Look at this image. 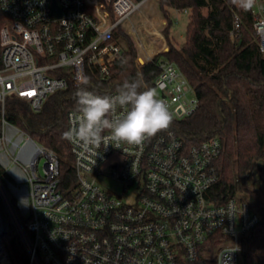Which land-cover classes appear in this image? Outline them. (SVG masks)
<instances>
[{
	"label": "built area",
	"instance_id": "obj_1",
	"mask_svg": "<svg viewBox=\"0 0 264 264\" xmlns=\"http://www.w3.org/2000/svg\"><path fill=\"white\" fill-rule=\"evenodd\" d=\"M148 1L0 0L9 21L0 27V201L27 264H240L241 237L258 216L238 197L220 205L210 200L219 139L186 147L168 128L140 145L105 139L85 149L68 141L74 180L63 187L57 155L5 118L7 102L38 113L50 95L77 88L78 77L93 69L107 80L121 57L117 28L138 48L140 29L160 39L142 19ZM251 14L264 57V0H254ZM135 16L141 22L129 25ZM239 24L234 13L229 39L235 49ZM158 54L147 60L159 71L154 90L173 121H181L198 99L172 62L154 61ZM126 111L118 107L113 115ZM75 112L66 116L67 129ZM99 177L121 184L120 195ZM6 233L0 213V264H10Z\"/></svg>",
	"mask_w": 264,
	"mask_h": 264
},
{
	"label": "trees",
	"instance_id": "obj_2",
	"mask_svg": "<svg viewBox=\"0 0 264 264\" xmlns=\"http://www.w3.org/2000/svg\"><path fill=\"white\" fill-rule=\"evenodd\" d=\"M157 6L167 26L172 22L168 9L188 10L189 22L180 47L166 38L167 50L159 53L184 75L198 99L195 112L171 128L186 147L210 138L221 142V153L215 162L218 179L209 191L214 204H224L238 197L258 216V223L240 240V264H264V57L258 51L252 29L251 8L247 11L232 0H158ZM207 10L206 15L201 10ZM240 16L235 49L229 39L233 14ZM0 13V27L8 23ZM121 46V57L110 67L109 78H100L97 69L87 72L88 88L98 94L117 92L126 81L137 80L141 90L154 89L159 71L149 62L139 64L131 37L122 29L114 31ZM71 84L66 90L48 97L38 113H32L9 101L5 118L29 135L38 144L52 150L59 159L60 182L63 187L74 180L72 156L68 140L66 116L76 111L75 93ZM0 213L6 214L0 201ZM6 235V234H5ZM2 241L10 264H27L26 252L16 235Z\"/></svg>",
	"mask_w": 264,
	"mask_h": 264
},
{
	"label": "clouds",
	"instance_id": "obj_3",
	"mask_svg": "<svg viewBox=\"0 0 264 264\" xmlns=\"http://www.w3.org/2000/svg\"><path fill=\"white\" fill-rule=\"evenodd\" d=\"M245 11L254 0H232ZM88 78L78 77L75 93L76 112L71 118L69 128L63 139L85 149L99 146L109 139L117 144L124 142L140 145L146 139L167 130L173 115L164 101L160 100L154 89L141 85L137 80L126 81L115 95H101L88 88ZM126 108L122 116L113 114L117 108ZM108 130L109 135L103 133Z\"/></svg>",
	"mask_w": 264,
	"mask_h": 264
},
{
	"label": "rangeland",
	"instance_id": "obj_4",
	"mask_svg": "<svg viewBox=\"0 0 264 264\" xmlns=\"http://www.w3.org/2000/svg\"><path fill=\"white\" fill-rule=\"evenodd\" d=\"M141 10L142 19L145 23H147V30H149L150 32L154 30L157 31L176 47H180L184 43L186 26L190 18V12L188 10L185 11L168 9L172 25L167 35L163 33V30L166 28L167 23L163 19L155 0H150L145 3L142 6ZM201 13L203 15H206L207 10L202 9ZM139 22H141L139 17L135 16L131 18V20L129 21V25H136ZM140 31L141 32H139L137 36V41L140 44L141 48H138L136 42L132 38L131 39L137 51L138 63L144 64L145 62H147V60H150L155 55V53L160 50V48L157 45L159 41L158 39H156L155 34L154 36H149L145 34L143 29H140ZM39 170L41 171V167L39 168ZM98 182L104 188L112 191L117 195H120L122 186L115 180L108 177H99ZM260 188L262 190V195H264V186H260ZM262 199H264V196H262ZM3 217L5 219L7 227L5 238L8 239L15 235V228L7 214H4Z\"/></svg>",
	"mask_w": 264,
	"mask_h": 264
},
{
	"label": "crops",
	"instance_id": "obj_5",
	"mask_svg": "<svg viewBox=\"0 0 264 264\" xmlns=\"http://www.w3.org/2000/svg\"><path fill=\"white\" fill-rule=\"evenodd\" d=\"M160 39H158L159 42L157 44L160 50H158V52H156L155 54L165 52L167 50V44H166L165 38L161 35Z\"/></svg>",
	"mask_w": 264,
	"mask_h": 264
}]
</instances>
